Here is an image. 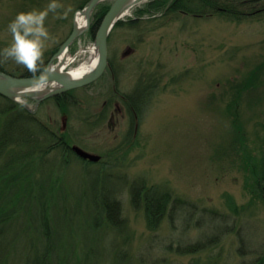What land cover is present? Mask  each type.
I'll return each instance as SVG.
<instances>
[{
    "label": "rangeland",
    "instance_id": "rangeland-1",
    "mask_svg": "<svg viewBox=\"0 0 264 264\" xmlns=\"http://www.w3.org/2000/svg\"><path fill=\"white\" fill-rule=\"evenodd\" d=\"M84 1L57 0L62 7L49 12L44 64L71 34ZM107 1L112 5L114 0ZM50 2L0 0V50L12 43L8 25L19 12L44 10ZM146 2L134 6L123 20L134 18ZM147 17L114 31L109 42L112 69L92 85L74 89L65 109L54 96L42 101L35 114L65 134L72 146L100 155L107 165L120 162L112 168L91 163L88 169L74 159L66 168L64 182L74 195L66 199L69 214L57 221L58 238L78 251L82 248L94 264L257 260L264 254V181L262 188L256 184L257 174L239 137H245L249 155L262 158L264 18L239 23L218 16L186 15L169 22ZM95 46L88 30L73 43L70 54ZM89 58L81 53L74 66ZM0 64L10 73L28 71L12 60ZM248 78L256 83L246 85ZM138 90L144 92L136 109L127 98ZM27 103L35 107L34 100ZM100 168L107 172L101 175ZM142 181L164 186L183 200V209L176 208L173 216L168 212L156 230L148 227L144 209L132 202V185L139 187ZM114 197L123 224L113 206L117 225L93 229L90 221L103 217L98 212L101 203ZM178 204L172 206H182ZM31 238L25 235L19 247L29 250ZM208 240L216 241L198 252L187 250Z\"/></svg>",
    "mask_w": 264,
    "mask_h": 264
},
{
    "label": "trees",
    "instance_id": "trees-1",
    "mask_svg": "<svg viewBox=\"0 0 264 264\" xmlns=\"http://www.w3.org/2000/svg\"><path fill=\"white\" fill-rule=\"evenodd\" d=\"M89 2L90 0H85L80 5V9L85 8ZM110 7V2L104 1L95 9L90 29L93 38ZM135 15L128 21L118 22L110 36V41L115 30L126 24L136 25L137 21L146 15L150 20L162 17L168 22L186 15L197 18L218 16L239 23L263 19L264 0H149L138 7ZM58 49L59 47L55 48L53 53L55 54ZM47 62L48 60L44 64L45 68ZM113 67L111 61L110 69ZM0 70L10 73L2 64H0ZM10 74L34 76L30 71L22 75ZM255 83L256 81L252 78L246 80V85ZM74 92L75 90L67 91L55 99L65 109L70 100L69 97ZM143 92L144 90H138L132 96H128V103H134V108L137 109L136 103ZM238 92H241L240 89ZM230 107L234 109L233 114H237L235 104H231ZM132 114L134 116V113ZM240 132L243 133L242 130ZM239 141L242 143V151H247L249 157H246L254 174H257L256 184L262 188L264 155L257 161L256 157L249 155L245 137L240 136ZM52 154L53 157H51ZM74 159L83 162L88 169L91 168V163L106 164L105 166L111 168L120 165L118 161L116 165L112 161L107 165L102 158L98 162L82 159L73 150L72 143L65 134H59L47 124L40 122L35 114L21 104L0 95V264H18L20 259L22 264H94V259L86 258L82 248L78 251L74 244L67 245L58 238L57 221L65 214H69L66 199L70 194L74 195L73 190L64 182L66 168ZM104 169H99L101 175L107 172V169ZM258 169H261V173ZM131 192L134 206H141L144 209L147 224L151 230L159 227L168 212L173 216L176 208L183 209L181 202L183 200L164 186H148L142 181L139 187L133 184ZM96 203L98 205V201ZM173 203H180L178 205L182 206H172ZM118 204L115 197L113 200L102 202L103 207L99 208L98 212L103 217L100 219L94 217L90 221L91 227L93 229L109 227V225L115 227L117 221L111 215L113 206L118 210V223L123 224ZM214 214L218 215L216 212ZM19 224L21 228L13 234L11 230ZM223 233L225 232L223 231L220 236ZM25 235L32 237L29 250L19 247ZM216 240L190 244L187 250L190 252L204 250ZM242 264H264V254L257 260L250 263L245 261Z\"/></svg>",
    "mask_w": 264,
    "mask_h": 264
},
{
    "label": "water",
    "instance_id": "water-1",
    "mask_svg": "<svg viewBox=\"0 0 264 264\" xmlns=\"http://www.w3.org/2000/svg\"><path fill=\"white\" fill-rule=\"evenodd\" d=\"M107 0H90L88 5L79 10L86 13L89 19V25L86 31L91 29L92 17L97 6ZM149 0H114L110 9L103 17L99 28L95 35V45L99 51V62L95 68L82 78H71L67 72L57 71L51 68L54 61L64 52H69L73 43L85 32H79L75 26L69 37L61 44L58 51L52 57L49 65L46 67L45 83H39L34 76H15L8 72L0 70V95L5 96L25 107L32 113H36L42 101L61 95L67 91L81 87H86L98 81L110 66L109 60V41L110 36L118 24L123 20L124 12L129 6H137ZM41 73L36 76L39 77ZM39 87H45L40 89ZM28 99L35 101V107L32 108ZM76 151L84 159L98 162L101 160L100 155L90 153L79 146H73Z\"/></svg>",
    "mask_w": 264,
    "mask_h": 264
},
{
    "label": "clouds",
    "instance_id": "clouds-1",
    "mask_svg": "<svg viewBox=\"0 0 264 264\" xmlns=\"http://www.w3.org/2000/svg\"><path fill=\"white\" fill-rule=\"evenodd\" d=\"M60 7L62 5L57 0H51L44 10L19 12L8 25L12 43L0 50V63L12 60L32 72L39 83H45L43 56L46 41L50 38L45 21L49 12ZM38 72L41 73L39 77L36 76Z\"/></svg>",
    "mask_w": 264,
    "mask_h": 264
},
{
    "label": "bare ground",
    "instance_id": "bare-ground-1",
    "mask_svg": "<svg viewBox=\"0 0 264 264\" xmlns=\"http://www.w3.org/2000/svg\"><path fill=\"white\" fill-rule=\"evenodd\" d=\"M132 8L133 6L131 5L125 10L123 14L124 18H126L128 15L131 14ZM88 25H89V19L86 13H83V12L78 13L76 16L77 30L81 33L85 32L88 28ZM81 53H84V54L88 53L90 55L89 60H86L80 63L78 66H74L75 62L78 59V56ZM109 60L111 63L110 56H109ZM98 62H99V51H98V48L95 46L91 48L88 47L87 49L84 48L75 55H71L70 50L69 52H64L54 61L51 68L53 70L67 72L71 78L78 79L90 73L95 68V66L98 64ZM39 88L43 89L45 87H39Z\"/></svg>",
    "mask_w": 264,
    "mask_h": 264
},
{
    "label": "flooded vegetation",
    "instance_id": "flooded-vegetation-1",
    "mask_svg": "<svg viewBox=\"0 0 264 264\" xmlns=\"http://www.w3.org/2000/svg\"><path fill=\"white\" fill-rule=\"evenodd\" d=\"M51 61V60H50ZM50 61L47 63V66L49 65V63H50ZM110 65H111V63H110ZM46 66V67H47ZM109 69H110V66L108 67ZM88 86H90V85H88ZM33 114H36V113H33ZM73 147V146H72ZM80 156V155H79ZM81 157V156H80ZM82 158V157H81ZM83 159V158H82Z\"/></svg>",
    "mask_w": 264,
    "mask_h": 264
}]
</instances>
